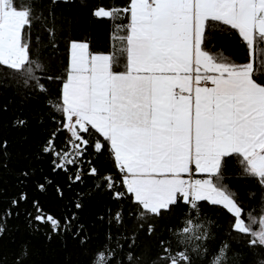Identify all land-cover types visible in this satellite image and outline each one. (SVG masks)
<instances>
[{
  "label": "snow or ice",
  "instance_id": "obj_1",
  "mask_svg": "<svg viewBox=\"0 0 264 264\" xmlns=\"http://www.w3.org/2000/svg\"><path fill=\"white\" fill-rule=\"evenodd\" d=\"M258 45L264 0H0V264H264Z\"/></svg>",
  "mask_w": 264,
  "mask_h": 264
},
{
  "label": "trees",
  "instance_id": "obj_2",
  "mask_svg": "<svg viewBox=\"0 0 264 264\" xmlns=\"http://www.w3.org/2000/svg\"><path fill=\"white\" fill-rule=\"evenodd\" d=\"M92 4L98 3H111V0H90ZM33 34L35 35L37 29L36 27L33 28ZM94 35L96 39L99 41L98 46H103L105 43V32L103 24H99L98 26H94L93 28ZM216 31V37L214 40L215 48L213 49L214 52H218L221 55L227 56H234L237 51L236 45L238 40L234 38V34L232 33H224L220 30ZM222 49V52H221ZM50 51V50H47ZM264 53V45H258L257 48V55ZM47 54V52H46ZM243 55V53H240ZM7 75H11L6 69L0 68V82H4V78ZM53 107H55V101H51ZM19 99L13 95V91L11 89H0V107L7 105L8 111L7 112H0V125H7L9 119L15 118L13 113L19 115L18 110ZM206 221L207 220H216L217 216H219V222H223V216L218 213L216 209L207 208L205 210ZM205 221V223H206ZM261 259V257H258Z\"/></svg>",
  "mask_w": 264,
  "mask_h": 264
}]
</instances>
